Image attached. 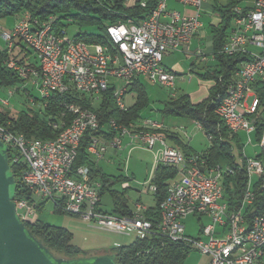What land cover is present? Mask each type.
Returning <instances> with one entry per match:
<instances>
[{
	"label": "built area",
	"instance_id": "built-area-1",
	"mask_svg": "<svg viewBox=\"0 0 264 264\" xmlns=\"http://www.w3.org/2000/svg\"><path fill=\"white\" fill-rule=\"evenodd\" d=\"M146 7L150 0H138ZM185 10L170 8L168 0H157L145 17H129L126 22L107 26L110 44L88 43L69 35L66 27H56V17L33 16L24 12L11 30H2L11 54L4 64L26 81L36 84L42 93L41 108L48 104L53 93L77 92L99 102L110 88L116 105L128 110L125 95L130 84L143 76L154 84L175 90L178 75L164 65L165 56L175 50H187L193 38L203 27L201 12L211 0H174ZM190 7L192 9H190ZM231 28L220 51L247 57L239 64L226 94L216 109L224 113L230 131L246 132L249 142L256 132L261 99L255 88L264 80V0H240L232 8ZM120 45V52H113ZM26 58L18 62L14 54ZM34 51L36 63L29 61ZM207 61V53L196 52ZM214 57V52L212 51ZM118 80L121 83H117ZM17 87H9L14 94ZM176 91L171 93L172 96ZM31 97V92L27 93ZM1 100V99H0ZM37 103L38 98L33 100ZM1 105H9L6 99ZM59 116L50 123L53 128L64 129L63 140L70 141V149H61V142L39 144L16 140L7 123H0V140L8 146L13 163L25 166L22 183L36 200L51 201L62 212L80 216L101 229L136 235L144 238L158 232L173 241L189 244L209 256L207 264H257L264 260V213L247 216V208L255 200L254 184L260 182L264 194V158L246 156L248 183L239 209L230 208L225 199L224 177L234 172L229 165L210 164L204 154H186L169 145L163 123L146 119L118 129L117 120L109 119L114 134L106 138L93 135L88 151L95 160L102 159L108 149L119 150L128 138V145L142 146L155 152L154 172L159 164L177 168L181 179L169 182L165 198L160 203V217L155 222L145 214L147 207L137 202L130 214H118L102 207L103 181L93 176L88 165L75 166L81 140L88 130H98L100 121L95 110L75 101L65 100ZM72 114H82L83 122L73 129H65V120ZM264 151V130L259 139ZM131 148V149H132ZM193 158L205 161V170L193 168ZM241 161V159H240ZM151 176L150 190L157 187ZM128 187L127 181L122 183ZM34 202L16 199L17 211L23 219L36 214ZM21 210L22 212H20ZM189 215H207L210 221L203 225L197 237L186 234L184 219Z\"/></svg>",
	"mask_w": 264,
	"mask_h": 264
},
{
	"label": "trees",
	"instance_id": "trees-1",
	"mask_svg": "<svg viewBox=\"0 0 264 264\" xmlns=\"http://www.w3.org/2000/svg\"><path fill=\"white\" fill-rule=\"evenodd\" d=\"M129 1L131 0H0V19L24 12H30L33 16L42 18L54 15L56 17V27L62 26L68 29L69 25L74 23L81 29L84 28V30L82 29L76 33L74 37L88 43L110 44V37L107 32L108 25L126 22L129 17H145L151 13L157 3V0H150L146 7H142L138 0H132V3H129ZM213 2V11L220 16L219 23L213 26L215 64L212 68L200 73L203 79L214 81L209 95L198 103H194L187 93L170 97L164 101L162 112L169 115L189 117L201 124L211 140V146L204 153L207 161L210 164L229 165L234 169L232 174L224 177L223 183L225 199L228 200L230 208L239 209L248 183L244 146L241 143L239 133H233L229 130L225 120L219 116L216 109L226 94L228 82L234 79L239 64L247 59L241 53L229 55L220 51L227 38V29L231 26L234 16L232 8L240 0H226V3H222L220 0H213ZM10 55L5 46H0V88L18 86L19 90L26 80L4 64V61ZM14 56L20 63L26 61V58L22 57L20 53H15ZM33 63L35 64V62ZM255 88L261 99L260 108L262 107L256 130L259 140L264 130V120L261 119L264 110V80H259L255 84ZM132 91L136 92L137 101L130 105L127 111L120 109L116 105L112 88L103 94L102 99L96 105L93 104L89 97L75 91L66 94L53 93L48 98V104L45 108L22 110L15 115L11 114L10 111L0 104V123L9 121L10 124L8 126L12 131L22 133L29 138L55 139L58 135V130L53 128L50 123V117L53 116L54 119L60 115L63 109V101H75L95 110L99 117L100 127L98 130H88L82 138L75 166H90L93 176L103 181L101 196L103 197L107 192H110L113 200V209L109 212L130 214L132 209L129 204V187L122 188V190L114 188L115 184L128 181L129 177L124 175L114 176L106 173L90 154L88 146L93 135L102 134L104 137L109 138L114 134L109 126L110 118H115L118 123L124 125L136 123L141 118V111L149 102L146 86L137 78L131 83L127 92ZM73 116V114L70 115V120L66 119V122H70ZM162 132L165 136L168 134L169 137L175 138L178 146L188 147L177 135H169L165 129ZM235 144L239 148V156L234 153ZM186 154H189V152ZM8 155L10 159L11 156L9 153ZM256 155L262 158L264 151ZM10 165L11 171L16 178L14 200L26 198L31 203L34 202L36 215L39 214L47 201L33 198L28 188L22 183L21 174L25 168L24 165L13 163L11 159ZM177 174V169L173 166L159 164L155 169L153 178V182L157 187L153 194L155 204L145 211L148 218L154 222L160 217V203L166 196L168 184ZM254 192L255 200L246 210L247 216L250 218L256 214L264 213V194L260 182L254 184ZM54 208L56 211L62 212L56 207ZM32 218L29 216L24 219L28 229L55 256L71 260L109 254L118 264H183L184 259L193 250L185 242L173 241L158 232H153L144 238L136 237L129 244L114 246L101 254L86 252L73 242V232L69 228L50 224L39 216ZM260 264H264V260Z\"/></svg>",
	"mask_w": 264,
	"mask_h": 264
},
{
	"label": "rangeland",
	"instance_id": "rangeland-1",
	"mask_svg": "<svg viewBox=\"0 0 264 264\" xmlns=\"http://www.w3.org/2000/svg\"><path fill=\"white\" fill-rule=\"evenodd\" d=\"M220 1L226 3V0ZM132 2V0L129 1V3ZM213 3V0H211L204 4L201 12V20L204 25L199 34L193 38L188 49L175 50L164 58V64L168 67H176L179 71L178 73L174 71L178 75L175 90L172 91L160 84H154L148 80H144L149 102L141 111V122L146 119H151L163 123L169 135H177L183 143H189L194 149L193 153L197 154L204 153L211 145V140L205 130L193 119L165 114L162 112V108L164 101L168 100L174 91L185 93L200 90L202 92L208 87V83L203 81L199 76V73L203 71L202 67L205 62L196 52L198 50L205 51L207 53V61H212L213 26L217 25L220 21V16L212 9ZM168 4L170 8L185 10L184 5L174 0H168ZM190 9L192 8L190 7ZM20 15L21 13L0 19L1 29L6 31L11 30ZM230 28L227 29L228 33ZM82 29L84 30V28ZM82 29L77 24L71 23L68 27V32L73 37ZM5 44L6 42L0 33V46L4 47ZM31 54L35 55L33 50ZM194 61L195 64L192 65ZM117 83L121 82L118 80ZM25 87L26 89L21 87L19 90H15L13 95L9 93V87L4 86L0 88V99L9 101V105H3V107L13 115L22 110H39L42 106L40 100L42 93L38 86L32 81H27ZM29 92H31L30 98L27 95ZM34 98H38L39 101L35 103L33 101ZM136 101V92L126 93L125 102L127 106L133 105ZM97 103L93 102L94 105ZM261 109L262 107L259 110V115ZM261 119L264 120V110ZM239 136L244 146L245 155L255 156L262 151L256 132L251 133L252 142H249V135L246 132H240ZM166 140L169 145L173 144V139L168 134ZM128 142V138H125L124 145L121 149H108L104 157L98 160L99 166L106 173L114 176L129 175L133 177L129 181L130 188L128 189L129 203L132 207H134V203L138 199L142 200L146 205H152L154 203V193L150 190V182L151 176L154 173L155 152L158 150L159 144L152 151L138 145H133L132 148L131 145H128ZM234 146V153L236 156H239V148L236 144ZM123 186L121 182H118L114 185V188L122 190ZM102 207L105 210L112 211L113 200L110 192H107L103 196ZM19 211L22 212L21 210ZM37 216L50 224L69 228L73 232V242L86 252L103 251L114 246L129 244L136 238L135 234L127 235L110 232L90 224L78 215L56 211L51 201L46 203L39 214H34L30 217L34 219ZM208 220L207 215H189L183 220L186 225V234L194 237L199 236L201 226L207 224L209 222ZM208 257V255L198 249H193L184 259L183 264H205Z\"/></svg>",
	"mask_w": 264,
	"mask_h": 264
},
{
	"label": "water",
	"instance_id": "water-1",
	"mask_svg": "<svg viewBox=\"0 0 264 264\" xmlns=\"http://www.w3.org/2000/svg\"><path fill=\"white\" fill-rule=\"evenodd\" d=\"M15 185L8 146L0 140V264H118L109 254L75 260L55 256L18 213Z\"/></svg>",
	"mask_w": 264,
	"mask_h": 264
},
{
	"label": "crops",
	"instance_id": "crops-1",
	"mask_svg": "<svg viewBox=\"0 0 264 264\" xmlns=\"http://www.w3.org/2000/svg\"><path fill=\"white\" fill-rule=\"evenodd\" d=\"M18 51H19V48L17 47L16 48V53H18ZM212 51H213V49H212ZM171 52H173V51H171ZM171 52H169L167 55H169ZM31 56H30V58H29V61L30 62H35L36 63V58H35V55H32V54H30ZM205 63L203 64V67H202V69H203V71H201V72H205L206 70H208V69H210V68H212L213 66H214V64H215V59H214V57L212 56V61H210L209 60V62L208 61H204ZM195 64V61L192 63V65H194ZM168 69H171V70H173V71H175V72H179L178 71V69L176 68V67H168L166 64H164ZM200 72V73H201ZM200 73H199V76H200ZM200 78L203 80V81H205V82H207L208 83V87H207V89L206 90H204V91H197V92H185V93H187V94H189L190 95V98H191V100L194 102V103H198V102H201L202 100H204V99H206L207 97H208V95H209V91H210V88L213 86V84H214V81L213 80H207V79H203L201 76H200ZM139 79L144 83V80H147L145 77H143V76H141V77H139ZM149 81V80H148ZM145 84V83H144ZM130 86H131V84H130ZM129 86V87H130ZM162 86V85H161ZM164 87V86H163ZM132 92H135V91H132ZM128 93V92H127ZM183 93V92H182ZM181 92H176V94L174 95V96H171V97H176V96H178L179 94H182ZM128 108H129V106H128ZM194 120V119H193ZM195 121V120H194ZM141 122V118L136 122V123H140ZM197 122V121H196ZM198 123V122H197ZM198 125L202 128V126H201V124L200 123H198ZM165 130H167L166 129V127H165ZM168 131V130H167ZM172 139H173V141H172V146H175V147H177V148H179V149H181L182 151H187V152H189V154H195V153H193V151H194V149L191 147V145L189 144V143H187V146L188 147H186V148H183V147H180V146H178L177 145V141H176V139L175 138H173V137H171ZM211 146V145H210ZM209 149V148H208ZM207 151V150H206ZM205 151V152H206ZM186 152V153H187ZM204 152V153H205ZM204 153H202V154H204ZM98 165H99V163H98ZM177 169V168H176ZM177 172H178V170H177ZM128 177H129V180L127 181L128 182V184H129V181L131 180V178H133L132 176H129V175H127ZM181 175L178 173L177 175H176V177H174V178H172L171 180H170V182H172L173 180H178V179H181ZM125 182V181H124ZM123 183V182H122ZM121 183V184H122ZM129 188H130V185L128 186ZM123 188H125V187H123ZM103 198V197H102ZM137 202H142L147 208H149V207H151V206H153L154 204H155V200H154V203L152 204V205H146L142 200H140V199H138V200H136L135 201V203H134V207H132L131 205V209L133 210L134 208H135V205H136V203ZM130 204V203H129ZM207 218L209 219L208 221H210V218H209V216H207ZM203 226V225H202ZM201 226V227H202ZM200 231H201V229H200ZM187 232V231H186ZM108 250H110V249H106V250H101V251H94V252H92V253H99V254H101V253H104V252H106V251H108ZM208 261H209V257H208V259H207V261H206V263L205 264H207L208 263Z\"/></svg>",
	"mask_w": 264,
	"mask_h": 264
},
{
	"label": "bare ground",
	"instance_id": "bare-ground-1",
	"mask_svg": "<svg viewBox=\"0 0 264 264\" xmlns=\"http://www.w3.org/2000/svg\"><path fill=\"white\" fill-rule=\"evenodd\" d=\"M114 51L113 52H120V45H114ZM172 75H177L173 70H171ZM219 116H221L228 128H229V123L227 121V117L224 115V113L217 112ZM73 118L70 122H66L65 120V129H73V126H77L79 123L83 122V115L82 114H73ZM70 120V119H69ZM68 120V121H69ZM117 128L118 129H127V125L120 124L117 122ZM58 130V135L55 139H39V138H34V137H26L24 134H20L17 132H14V137L16 140H25L27 142H37L39 144H54L57 142H61V149H70V141L69 140H63L64 136V129H57ZM8 131H12L10 127L8 126ZM233 133H237V131H232ZM2 141V140H1ZM3 142V141H2ZM193 168L196 170H205V161L200 160V158H193ZM16 202V201H15ZM257 264H260V262H257Z\"/></svg>",
	"mask_w": 264,
	"mask_h": 264
}]
</instances>
